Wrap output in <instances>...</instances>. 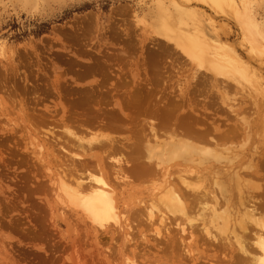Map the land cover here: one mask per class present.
Listing matches in <instances>:
<instances>
[{"label": "rangeland", "instance_id": "374dc122", "mask_svg": "<svg viewBox=\"0 0 264 264\" xmlns=\"http://www.w3.org/2000/svg\"><path fill=\"white\" fill-rule=\"evenodd\" d=\"M232 1L256 32L255 48L229 0H0V264H256L260 230L237 223L247 208L264 223V0ZM190 35L212 54L231 51L249 78L198 67L175 46ZM169 136L221 153L169 162L175 189L185 190L178 170L198 176L191 182L202 197L192 208L185 199L191 227L178 214L158 226L165 209L151 200L161 174L148 152ZM139 162L154 163L156 184L146 169L137 177ZM118 166L130 182L121 190ZM88 174L119 187L130 227L100 229L61 205L58 176ZM214 203L232 217L225 234L210 230L217 241L202 227Z\"/></svg>", "mask_w": 264, "mask_h": 264}, {"label": "bare ground", "instance_id": "6f19581e", "mask_svg": "<svg viewBox=\"0 0 264 264\" xmlns=\"http://www.w3.org/2000/svg\"><path fill=\"white\" fill-rule=\"evenodd\" d=\"M232 2H233L232 0H229V3H228L230 11L234 14V17L238 20L241 27H243L245 34H247V38L249 39L250 45L253 48H255L258 44L257 40H256V32L254 33V30L251 27V24L249 23V21L246 18H244V16H241V14L238 12V10L236 9V7L233 5ZM196 36L190 35V37H183V38L178 39L175 42V46L190 61L196 63L198 67H200V68L205 67L208 71L215 73V74L217 73V74H222L225 76L230 74L232 76V79H234V78L239 79L240 78L242 80H244V79L246 80L247 78H249V75L247 76L248 72L246 71L247 70L246 66H244L242 64V62L239 61L235 56H232L233 53L231 51H229L231 54L230 56L228 54V51H226L228 49H225L223 52L216 51L217 52L216 54L215 53L212 54V53H210V49H211L209 46L210 44L208 42H206L205 39L202 38L203 40H200L199 39L200 37L198 38ZM213 45H214V48L217 47L216 43H214ZM233 55H235V54H233ZM230 75L228 76L229 78L231 77ZM237 83H239V82H237ZM253 83L254 82L252 81V84ZM132 94H134V93H132ZM132 96L135 97L134 95H132ZM132 96L130 98H132ZM133 101L138 102L136 99L131 100L132 103H133ZM133 107L134 106H132V108ZM138 108H140V107H138ZM163 109H165V111H162ZM163 109H161V112H163V113L165 112V115L170 112L167 109L169 111L168 112L166 110V108H164V107H163ZM166 111H167V113H166ZM169 115H170V113H169ZM179 119H178V121H181ZM188 123L189 122H187V123L185 122L186 125ZM185 124H184V122L182 123V125H184V126H185ZM188 128H189V125H188ZM169 137H170V140L168 139V141H170V143H166V141H165L166 145H168V146L164 147V148H168L169 150L164 149V148H162L163 150H159L161 148V147L159 148V145H160V143H159V145L157 144L158 146L156 144H154L157 146V148H159L158 150H156L157 148L155 146V148L153 147L152 151L149 149V152H148V154H150V155H148V158H150V159L153 158L155 160L154 163L158 168V169L156 168V170H155V171H157V173H155V175L161 174V176H160L161 182H159V185L157 188L158 192H156L154 189H152V192L155 195L153 194V196H151L152 197L151 200H153V201L157 200L160 203L159 204L158 202H155V203L153 202V205L156 203L158 205H162L163 208H161L160 211H162V209H165L162 212H159V211H156V208L157 207L160 208V206L154 205V207H156V208L152 207L156 211V214H157L156 216H158V218L156 217L157 221H158V226L163 225V224L168 226V224H170V221L168 219L169 214L170 215L171 214L172 215L178 214L182 217L185 216L186 211H187L186 210L187 205L185 203L186 202L185 201L186 196L193 197V200L190 199L191 197L187 198V200L189 199L190 205L192 208V205H194L195 203L191 204V201H194V199H197L198 193L201 192V190H200L198 193H196V194L194 193V192L198 191V188L200 189V186L195 187L194 183L191 182V179L194 176H196L197 178H198V176L194 170L190 169V166L186 170H184V169H182V171L178 170L179 175L176 174L179 178L181 185L183 186V189L185 188V190L184 191L180 190L181 188H179V185H178L179 183L177 184L178 187L175 189L172 185L173 183L171 184L172 181L170 182V180H171L170 176L171 175H170V171H169L170 170L169 169V162L172 161L173 159L178 158L181 160V161H179L177 159L179 164H181V162L183 163V161H184L186 163L187 162L191 163V166H192V163L195 161H197V163H201L199 161H203V160L199 159V157L197 156L198 154L199 155L202 154V155H205L208 157H212L214 159H216V157H219L218 154L219 155L221 154V153H218L219 151L218 152L213 151V150H212V152L208 151V150H210L208 147H206L207 150H203V148H204L203 146H202L203 148H200V147L196 148V146L192 147L191 146L192 144L189 145L188 144L189 142H187V139H185V138H184L185 142H180L179 141L180 139H178L180 137H178L177 138L178 140H176L178 142H175V144H174L175 139H174L173 143L171 140V137L173 138L174 136H169ZM154 138H156L157 142H159L158 141L159 139L156 136H154ZM144 139L147 140L148 137L147 138L145 137ZM181 140L183 141V139H181ZM163 141H161L162 144H163ZM154 143H155V141H154ZM145 144H148V143L145 142ZM162 144H161V146H162ZM148 146H149V144H148ZM206 148H204V149H206ZM214 152H216L217 154L215 155ZM144 153H146V152H144ZM143 157H145V154ZM198 159H199V161H198ZM141 163L139 162L136 164L135 168L133 167L134 170H138V169L142 170L141 174H138L137 177H140V176L142 177V174L145 176L146 175L145 172H147V175L150 174L149 177L152 178L151 174H153V172H155V171L152 172V170H150V168L153 167L152 165L154 163H151L152 165L149 164L151 166L150 168H147L148 164L143 165ZM120 166H122V165L120 164ZM120 166H118L117 169L113 172L114 173L113 174L114 175L113 180L114 179L117 180L116 182L119 181V185L121 184L120 181L122 182L127 177V176L123 177V175L122 176L119 175V173H121V171H122ZM156 166H154V168ZM144 169H146V171ZM143 170L145 172H143ZM158 172H160V174ZM122 174H123V172H122ZM135 174H136V172H135ZM158 175H157V177L155 176L157 181H159ZM129 178H130V176H129ZM147 180H148V178H147ZM151 180H152V184L157 183V181H156V183H153V182H155V180L153 181V178ZM197 180L198 179H196L195 181H197ZM56 181H57V183L55 184L54 193H55L56 198H58L61 201V205H63V207L69 206V207L74 208L77 211L83 213V215H85L89 219L88 221H91V223L95 227L100 228V229H106L110 226H115V227L117 226V229L118 228L122 229L126 226L130 227V226H128V223H126V221H127L126 215H124L123 209H121V210L119 209V206H118L119 202L117 203L118 199L116 200V197H115V196H117L116 191L119 187H121V188H119L121 190V189H124L125 187L128 186V184L130 182L127 179H126V181H123L122 184L118 188L116 187V185L114 183H111V181L104 179L100 175L97 176V175L88 174L86 179L71 178L68 181H66L63 177L58 176ZM126 182H129V183L127 184ZM199 182L200 181H198L197 183H199ZM174 183H176V182H174ZM193 186L197 189V191L194 189ZM221 188H222V185H221ZM188 190L191 192V195H189L190 192ZM195 195H196V197H194ZM199 195H198V197H199ZM200 197H202V195H200ZM211 200H212V198H211ZM189 201H187V202L189 203ZM214 201L216 202V204L218 203L217 198H215V196H214ZM197 202H196V204H197ZM199 203H200V201H199ZM216 204L214 206L213 205L207 206L206 210L208 212V214H207L208 217H205V215H204V217H205V219L206 218H208V219L206 221L204 219L203 222L201 221L202 227L206 229L207 235L214 241L218 240L217 239L218 237L216 235L217 233L218 234H225L226 233V230L229 228L228 227L229 226L228 221L229 222L231 221V220H229V218L230 219L232 218L231 215H230V217H228L229 215L227 213H225L227 216V217H225L224 212H222V210L220 211L221 208H218L217 207L218 204L217 205ZM151 205H152V203L150 204V206ZM63 207H61V208H63ZM149 208H147L146 210H148ZM152 208L149 209L150 212H149V214H147V216L149 217L151 222H154L156 220L153 217V213L155 216V211L152 212L151 211ZM245 209H246V207L244 208V210ZM243 212L244 213H241V214H243L241 216L242 218H238L239 217V215H238L237 218L240 220H239V222L237 221L238 222L237 224L240 228L244 227L245 222H249V220L250 221L252 220L253 223L257 224L258 230H260V231L257 232L254 239L256 238L255 244L257 247V251H259V253H261V255L259 256V259H257L256 264H264V223L260 222L257 218L253 217V208H247L246 211H243ZM185 219L187 220L186 223H188V225H186V227L190 226L193 219L187 218V217ZM233 220H235V219H233ZM154 225H156V227H158L157 224L154 223ZM167 226H165V227L163 226V227L166 229ZM186 227L184 224L181 226L180 230L184 233L187 230ZM209 227H210V229H209ZM167 229H168V227H167ZM211 229H213V230L215 229L217 231L216 234H213L210 231ZM243 229L245 230L246 228H243ZM190 232H191V230H190ZM213 232L215 233V231H213ZM156 233H157L156 234L157 236H158V234L160 236L159 229H157ZM234 237H238V236L234 235ZM239 249L244 250L242 244L239 245ZM177 262H178V260H177ZM179 263H180V261H179ZM132 264H134V262H132Z\"/></svg>", "mask_w": 264, "mask_h": 264}]
</instances>
